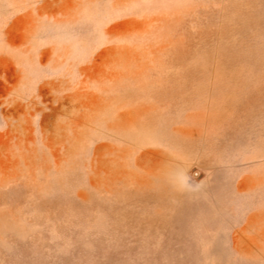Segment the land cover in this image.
Returning a JSON list of instances; mask_svg holds the SVG:
<instances>
[{
	"label": "rangeland",
	"instance_id": "374dc122",
	"mask_svg": "<svg viewBox=\"0 0 264 264\" xmlns=\"http://www.w3.org/2000/svg\"><path fill=\"white\" fill-rule=\"evenodd\" d=\"M0 264H264V0H0Z\"/></svg>",
	"mask_w": 264,
	"mask_h": 264
}]
</instances>
